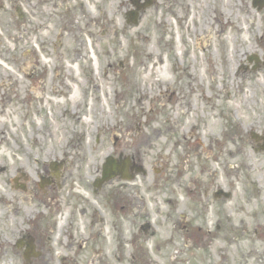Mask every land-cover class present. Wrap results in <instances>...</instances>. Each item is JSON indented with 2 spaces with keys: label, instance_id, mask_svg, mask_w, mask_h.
<instances>
[{
  "label": "rangeland",
  "instance_id": "obj_1",
  "mask_svg": "<svg viewBox=\"0 0 264 264\" xmlns=\"http://www.w3.org/2000/svg\"><path fill=\"white\" fill-rule=\"evenodd\" d=\"M188 3L190 13L181 10L176 18L151 10L138 26L120 29L118 41L104 37V43H82L81 50L69 43L64 57L58 56V48L54 57L49 49L47 55L41 51V68L34 81L25 75L30 71L19 68L22 59L16 58L12 42L16 34L5 27L9 20L1 8L5 0H0V196L5 192L1 168L6 167L9 175L22 171L28 176L23 196L29 199L33 196L28 190H35V172L42 169L43 160L60 159L66 177L71 175L72 191L81 192L84 179L101 167L114 148L115 134H124L128 122L136 142L146 134L152 136L140 150L150 156L145 166L151 180L150 218L154 226L161 224L156 238L149 237L145 246L155 261L152 264H182L176 250L188 248V241H181L183 233L177 234L172 223L162 220L167 211L160 200L165 198L160 197L162 184L154 181L161 171L155 159L164 152L167 139L184 136L183 151L190 152L183 158L179 154L177 160L184 182L189 180L191 187L180 191L173 216L183 210L194 220L207 216L223 223L228 219L235 228L247 227L244 235L238 229L240 235L231 238L230 245L224 243L222 238L228 241V237H223L227 230L222 229L215 249L212 246L200 263L211 260V252L226 248L229 264H264V151H257L250 135V131L264 133V9L257 12L251 0ZM217 15L223 21L216 23ZM26 63L22 64L26 67ZM179 78L183 91L176 94L173 106V101L163 106V100H152L160 98V84L172 85ZM169 127L177 132H169ZM189 141L190 146H185ZM218 188L231 195L215 200ZM2 233L0 264L20 262L21 257L2 252L1 246L9 241ZM158 242L164 246L161 251ZM187 259L184 264L195 263L191 253Z\"/></svg>",
  "mask_w": 264,
  "mask_h": 264
},
{
  "label": "flooded vegetation",
  "instance_id": "obj_2",
  "mask_svg": "<svg viewBox=\"0 0 264 264\" xmlns=\"http://www.w3.org/2000/svg\"><path fill=\"white\" fill-rule=\"evenodd\" d=\"M1 8L8 15L9 23L5 26L6 29L16 34L12 42L16 43V58L22 59L19 63L20 70L30 71V74H24L28 79L37 80L36 72L41 68V51L47 55L49 49L54 57L58 48V56L64 57V54L66 56L69 53V43L78 44V50H81L82 43H104V37H115L118 41L119 30L133 26V17L129 14L139 13L141 19L153 10L156 14L176 18L181 10L184 14L190 13L192 4H189L188 0H5ZM163 21L164 27L167 28L165 19ZM79 55L77 53V56ZM23 61L27 62L26 67L22 64ZM188 78L196 79L193 75H188ZM170 83L160 84V98L153 97L152 100H163V106L173 101V106L176 103V94L181 95L183 89L179 85L180 78L176 79L174 84L169 85ZM185 85L189 86V83ZM149 111L153 110L149 108ZM126 125L129 129L124 134H115L114 148L110 153L117 168L114 170L115 177L103 184L98 183L102 165L100 168L96 167L92 174H89L90 179H84L85 184H82L81 192L72 191L73 187L69 184L71 175H68L70 178L66 177V165L61 159L43 160L42 169L35 172L36 188L28 190L29 195L33 196L29 199H24L23 196L24 179L28 176L22 171L9 175L6 173V167L1 168L5 175V192L0 196V231L3 232L2 237L9 240L1 246L4 254L11 252L21 257L20 262L17 261L16 264L155 262L151 260L145 243L149 237L156 238V229L161 223L154 226L150 218L148 191L151 188V180L145 167L148 166L146 163L150 156L146 151L140 150L141 145L149 143L152 136L148 137L146 134L143 140L136 142L135 133L131 134L133 125L128 122ZM117 126L114 130L118 129ZM169 132L177 130L169 127ZM184 138L186 137L176 135L167 139L164 152L155 159L158 160L161 171L157 173L159 178L154 181V185L162 184L160 197L163 196L165 200H160L163 204L160 206L167 211L162 220L172 223L178 230L177 234L183 233L181 241H188V248L180 247L176 250L181 256L180 262L187 263V255L191 253L192 259L195 260L193 264H199L208 256L209 249L215 247V239L222 229L227 230L223 237H228V241L222 239L226 245H230L235 236L240 235L237 233L238 229L244 235L247 227L235 228L228 219L223 223L220 219L209 220L207 216H203L200 221L194 220L195 217L183 215V210L179 211L178 216H173V211L178 210L180 191L184 186L190 191L191 187L188 185L189 180L184 182V170L177 160L179 154L183 158L190 152L183 151V143L186 140ZM263 142L264 133L259 137V146L262 147ZM190 144L191 141L185 146ZM191 152L198 154V150H193V147ZM71 168L68 173L72 172ZM80 178L83 179V176ZM137 181L141 183L142 191ZM194 189H198V186L195 185ZM216 193L213 194L215 200ZM74 196L80 197V200L69 199ZM205 202L207 210L209 201ZM191 221L193 224L188 227ZM225 224H228V227ZM260 234L262 235V232ZM156 246L160 251L161 247H164L159 242ZM226 251L227 249L223 248L219 253L211 252L212 259L200 264H229Z\"/></svg>",
  "mask_w": 264,
  "mask_h": 264
},
{
  "label": "water",
  "instance_id": "obj_3",
  "mask_svg": "<svg viewBox=\"0 0 264 264\" xmlns=\"http://www.w3.org/2000/svg\"><path fill=\"white\" fill-rule=\"evenodd\" d=\"M112 166V160L107 159V163L105 164V167H111ZM110 175H108V173L104 170L103 172V178L106 179L108 178Z\"/></svg>",
  "mask_w": 264,
  "mask_h": 264
},
{
  "label": "bare ground",
  "instance_id": "obj_4",
  "mask_svg": "<svg viewBox=\"0 0 264 264\" xmlns=\"http://www.w3.org/2000/svg\"><path fill=\"white\" fill-rule=\"evenodd\" d=\"M223 18L219 15H217V18H216V23H219L220 20H222ZM223 21V20H222ZM202 39H198L199 42L203 43V40L201 41ZM189 75V74H188Z\"/></svg>",
  "mask_w": 264,
  "mask_h": 264
}]
</instances>
